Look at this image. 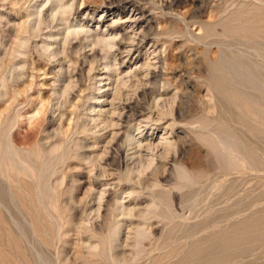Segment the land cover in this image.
<instances>
[{"label":"rangeland","instance_id":"374dc122","mask_svg":"<svg viewBox=\"0 0 264 264\" xmlns=\"http://www.w3.org/2000/svg\"><path fill=\"white\" fill-rule=\"evenodd\" d=\"M57 1L0 0V264H264V0Z\"/></svg>","mask_w":264,"mask_h":264},{"label":"bare ground","instance_id":"6f19581e","mask_svg":"<svg viewBox=\"0 0 264 264\" xmlns=\"http://www.w3.org/2000/svg\"><path fill=\"white\" fill-rule=\"evenodd\" d=\"M49 1H51V0H48V2ZM112 1V0H111ZM63 2H64V0H58L56 3L58 4H56V6H57V8L59 9L58 11L56 10V14H58V13H60L62 16H64L65 14H67V11L65 10V9H63V7H64V5H63ZM118 2H120V1H118ZM54 3V2H53ZM111 4V3H110ZM43 6V5H42ZM42 9V8H41ZM40 15H41V13H40ZM60 16V15H59ZM62 16H61V22L62 21H65L66 19L65 18H62ZM40 18V17H39ZM55 18V17H54ZM53 18V19H54ZM60 18V17H59ZM57 19V18H56ZM55 20V19H54ZM40 21V20H39ZM54 22V21H53ZM49 23V22H48ZM50 23H51V21H50ZM38 24V23H37ZM51 24H53V23H51ZM38 25H40L41 26V23H39ZM43 25H45V24H43ZM25 26V25H24ZM37 26V25H36ZM46 26V25H45ZM49 26V25H48ZM51 26V25H50ZM23 28V27H22ZM27 28V27H26ZM35 28V27H34ZM30 29V28H29ZM36 29H39V28H37L36 27ZM69 29V28H68ZM25 30V29H24ZM76 30V29H75ZM75 30H73V32L71 33V32H69V30L67 31V33H66V37L67 36H69L70 35V37L71 36H74V38L75 39H77V36H79L82 32H78V31H75ZM80 30V29H79ZM27 31V30H26ZM25 32V31H24ZM34 33H37L36 31L34 32ZM39 34V33H38ZM37 34V35H38ZM36 36V35H35ZM29 38H30V36H29ZM28 38V39H29ZM18 43H21V42H18ZM24 43V42H23ZM27 43V42H26ZM25 43V44H26ZM64 43H65V45H70V43H69V40H67V38H65V41H64ZM77 45V44H76ZM20 46H21V44H20ZM26 46V45H25ZM70 46H73V45H70ZM108 46V45H107ZM110 46V45H109ZM67 47V46H66ZM76 46H73V48H75ZM73 48H72V51H73ZM82 48V47H81ZM68 49H70V48H68ZM68 49H66V50H68ZM79 49H80V47H79ZM62 50V49H61ZM60 50V51H61ZM14 52H16V51H14ZM62 52V51H61ZM65 52V51H64ZM70 52V51H69ZM23 54V53H22ZM61 54V53H60ZM69 54V53H68ZM95 54H96V52H95ZM98 54V53H97ZM19 55V54H18ZM59 55V54H58ZM62 55H63V52H62ZM64 56V55H63ZM65 56H67V57H69V56H71V55H65ZM74 56V55H73ZM58 57V56H57ZM15 58V57H14ZM65 58V57H64ZM84 58V57H83ZM93 58V57H92ZM94 58H96V55L94 56ZM17 59V58H16ZM68 59V58H67ZM86 59V58H85ZM75 60V59H74ZM58 61V60H57ZM65 61V60H64ZM12 62V61H11ZM75 62V61H74ZM77 62V61H76ZM61 65V64H60ZM51 67V66H50ZM15 70V69H14ZM20 74V73H19ZM56 76V75H55ZM58 76V75H57ZM13 78V77H12ZM22 86V85H21ZM29 86V85H28ZM69 89V88H68ZM123 91V90H122ZM150 91V90H149ZM21 93V92H20ZM64 94H65V90H64ZM79 95V94H78ZM145 95V94H144ZM18 97V96H17ZM14 100H15V98H14ZM121 101V100H120ZM131 101V100H130ZM46 104V103H45ZM132 105V104H131ZM45 105H43L42 107H44ZM160 107V106H159ZM248 107V106H247ZM122 116V115H121ZM120 117V116H119ZM111 120V119H110ZM109 120V121H110ZM108 124H109V126L107 125V127H112V126H114V124H113V121H110V122H108ZM83 126V125H82ZM116 126V125H115ZM32 130V129H31ZM30 130V131H31ZM32 131H34V129L32 130ZM19 132V131H18ZM15 133H17V132H15ZM34 133H35V131H34ZM127 134V133H126ZM27 136V135H26ZM25 136V137H26ZM30 136V135H29ZM28 136V137H29ZM118 136V135H117ZM28 137H26V138H28ZM129 138L131 137L130 135L128 136ZM13 137L11 136V139H12ZM25 138V139H26ZM14 139H15V137H14ZM135 138L133 137V138H131L130 140H128V138H127V143L129 142L130 143V145H131V142L133 143V142H135L136 144H138V148L137 149H139V147H140V141L138 140V141H135L134 140ZM134 140V141H133ZM15 141L17 142L18 140H16L15 139ZM14 142V141H13ZM126 144V143H125ZM133 145V144H132ZM134 146V145H133ZM153 146V145H152ZM129 147V146H128ZM127 147V148H128ZM132 147V146H131ZM148 148V147H147ZM118 149V148H117ZM139 152V151H138ZM82 157V156H81ZM82 159H83V157H82ZM138 161V160H137ZM11 164V163H10ZM264 164V163H263ZM13 165V164H12ZM9 166H11V165H9ZM132 172V171H131ZM195 174V173H194ZM132 176V175H131ZM11 177V176H10ZM203 177V176H202ZM131 179H132V177H131ZM129 180V179H128ZM127 180V181H128ZM134 181V180H133ZM146 181V180H145ZM137 183V182H136ZM21 185V184H20ZM259 194V193H258ZM126 212V211H125Z\"/></svg>","mask_w":264,"mask_h":264}]
</instances>
